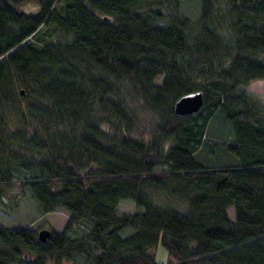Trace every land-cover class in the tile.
Returning <instances> with one entry per match:
<instances>
[{
  "label": "trees",
  "instance_id": "1",
  "mask_svg": "<svg viewBox=\"0 0 264 264\" xmlns=\"http://www.w3.org/2000/svg\"><path fill=\"white\" fill-rule=\"evenodd\" d=\"M262 78L264 0H0V209L67 213L0 264H264Z\"/></svg>",
  "mask_w": 264,
  "mask_h": 264
},
{
  "label": "rangeland",
  "instance_id": "2",
  "mask_svg": "<svg viewBox=\"0 0 264 264\" xmlns=\"http://www.w3.org/2000/svg\"><path fill=\"white\" fill-rule=\"evenodd\" d=\"M187 6H183L184 9L188 11L189 14H193L195 16V12H197V6L194 3H187ZM37 9L35 3H27L21 5L17 8V10L24 11L26 13H33ZM195 13V14H194ZM161 81V77L155 79V83L158 84ZM244 89L250 94L264 103V78L252 81L251 83L247 84ZM215 130L214 133L217 134V126L214 124L210 125V132ZM201 157V156H200ZM219 157V154H216L214 159L216 160ZM208 158V157H207ZM212 158V156H211ZM224 160L220 161L219 163L223 162ZM134 204L131 201H121L118 203L117 210L118 214L121 213H132L135 211ZM227 214L229 218H232V208L229 207L227 209ZM67 213L62 209H56L53 212L47 214H41L37 207L35 200L32 198L31 194L26 191L24 196H22L18 201V207L13 211L7 212L0 209V224L5 227H25V226H32L35 227L38 231L41 229H52L59 231L62 229L64 221L66 219ZM77 231L74 234H79L81 232V228H76ZM132 232L131 229H124L121 232V236H127ZM161 236L159 235V239L155 246L149 250L150 253L153 254V258L155 262L160 264H166L171 261V258L168 256L165 248L160 242ZM46 264H53L51 262H47ZM62 264H71L68 262Z\"/></svg>",
  "mask_w": 264,
  "mask_h": 264
},
{
  "label": "water",
  "instance_id": "3",
  "mask_svg": "<svg viewBox=\"0 0 264 264\" xmlns=\"http://www.w3.org/2000/svg\"><path fill=\"white\" fill-rule=\"evenodd\" d=\"M202 104L201 94L199 92L189 93L181 96L174 104V112L178 115H190L199 110ZM47 229H41L37 232V240L44 242L48 236Z\"/></svg>",
  "mask_w": 264,
  "mask_h": 264
}]
</instances>
